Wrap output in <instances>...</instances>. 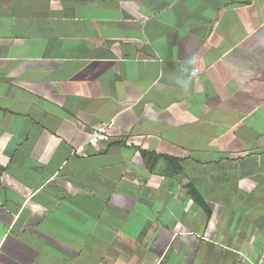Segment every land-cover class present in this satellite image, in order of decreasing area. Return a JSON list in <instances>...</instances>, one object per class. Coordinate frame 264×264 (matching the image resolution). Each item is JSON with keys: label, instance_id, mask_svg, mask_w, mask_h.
I'll list each match as a JSON object with an SVG mask.
<instances>
[{"label": "crops", "instance_id": "0c3cea01", "mask_svg": "<svg viewBox=\"0 0 264 264\" xmlns=\"http://www.w3.org/2000/svg\"><path fill=\"white\" fill-rule=\"evenodd\" d=\"M0 264H264V0H0Z\"/></svg>", "mask_w": 264, "mask_h": 264}, {"label": "built area", "instance_id": "2783aa9c", "mask_svg": "<svg viewBox=\"0 0 264 264\" xmlns=\"http://www.w3.org/2000/svg\"><path fill=\"white\" fill-rule=\"evenodd\" d=\"M116 128V119H111L100 124L93 129L88 140L84 144H81L72 150V154L74 156L85 157L90 150H98L101 145L109 144Z\"/></svg>", "mask_w": 264, "mask_h": 264}, {"label": "clouds", "instance_id": "9594fccd", "mask_svg": "<svg viewBox=\"0 0 264 264\" xmlns=\"http://www.w3.org/2000/svg\"><path fill=\"white\" fill-rule=\"evenodd\" d=\"M191 76L192 73L186 64L179 69V72L175 75L174 79L177 85H179L183 90L187 91L191 84Z\"/></svg>", "mask_w": 264, "mask_h": 264}, {"label": "trees", "instance_id": "16d2710c", "mask_svg": "<svg viewBox=\"0 0 264 264\" xmlns=\"http://www.w3.org/2000/svg\"><path fill=\"white\" fill-rule=\"evenodd\" d=\"M197 200L203 204V201L201 200V198L197 197Z\"/></svg>", "mask_w": 264, "mask_h": 264}]
</instances>
